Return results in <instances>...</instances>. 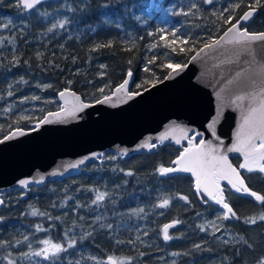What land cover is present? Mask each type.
Returning a JSON list of instances; mask_svg holds the SVG:
<instances>
[{"label": "trees", "instance_id": "1", "mask_svg": "<svg viewBox=\"0 0 264 264\" xmlns=\"http://www.w3.org/2000/svg\"><path fill=\"white\" fill-rule=\"evenodd\" d=\"M230 2L236 0H215L214 5L203 4L202 0H47L37 6L39 12L50 14L43 17L38 12L17 8L15 0H2L0 24L8 20L13 23L8 28H0V37L6 38L0 44V125L4 126L0 129V140L17 128L35 129L44 115L58 111L61 106L58 93L65 88L80 94L85 102L95 103L102 98L98 88L110 84L114 89L128 78L130 69L133 72L131 92L140 93L152 86L144 83L145 80L151 79L153 84H157L156 78L163 81L168 70L159 67L161 63L167 60L185 63L190 56H165L168 50L162 47L148 51V45L159 40L161 33L158 30L164 29L162 34L166 36L173 28L194 37L220 35L223 28L212 13L219 12ZM249 2L245 0V5ZM191 3L200 6L199 12L192 10L195 15L173 14L181 9L188 11ZM245 10L246 6L237 9V17ZM65 17L69 20L65 28L47 32L52 23ZM245 27L250 32H264V8H259L252 22ZM149 32L153 35L149 36ZM13 37L15 40L10 43ZM108 41H113L112 47L92 50L96 44ZM126 48L131 51H125ZM153 55L157 57L156 63L148 67L155 72L156 78L151 72L143 71L146 59ZM101 64L106 68L101 69ZM101 73L104 75L101 76ZM21 77L27 81L26 84L17 83ZM9 85L15 93L13 96L7 95ZM44 85L51 87L45 88ZM108 93L109 89H105V94ZM25 96H39L40 99L21 103ZM21 116L28 119H20ZM156 144V149L128 158L108 152L64 181L49 182L43 186L30 185L24 191L14 189L2 194L0 240L11 241L14 245L16 240L23 241L24 236L31 239L35 226L41 224L44 229H50L48 237L60 242L63 241L61 232L67 229L84 232L81 236L91 232L92 235L84 241L89 249L98 251L101 248L103 258L107 255L131 257L132 264H171V258L177 259L176 264H187L189 259L192 264H237L241 258L243 264H249L240 250L237 253L235 247L219 244L209 232L200 231L198 225L214 220L220 208L212 201L203 203L196 193L195 180L191 175L174 173L162 177L156 173L159 165H170L181 146L172 142ZM109 156L116 158L108 159ZM231 159L237 167L241 163L238 156ZM128 171H132L133 175H126ZM241 173L252 190L264 195V175L244 170ZM90 189L109 195L99 204H92L95 192ZM178 195L188 196L190 204L179 200ZM228 195L241 218L234 220L244 233L247 224L243 218L258 214L262 206L248 196L234 192ZM169 196L173 199L168 209L154 207L160 199ZM33 208L48 215L32 216ZM140 208L144 212L133 214V210ZM49 216L60 219H49ZM97 216L101 217L99 221ZM177 219L182 223L171 231H174L173 234L180 232V237L163 241L161 227ZM101 224H111L112 228H101ZM130 240L135 244L127 243ZM117 241L124 243L118 244ZM24 243L0 248V257L7 252L18 254L17 250L23 248ZM196 244H200L201 248H195ZM261 252L257 250L258 255ZM140 253L145 255L141 257ZM172 253L179 255L173 256ZM66 257L68 259L62 257L57 264H69V258L74 262V256ZM213 257H219V260H213ZM42 263L49 264L47 261ZM0 264L7 262L0 259ZM81 264L89 263L83 261Z\"/></svg>", "mask_w": 264, "mask_h": 264}, {"label": "snow or ice", "instance_id": "2", "mask_svg": "<svg viewBox=\"0 0 264 264\" xmlns=\"http://www.w3.org/2000/svg\"><path fill=\"white\" fill-rule=\"evenodd\" d=\"M2 2V0H0ZM45 3V0H15V6L19 9H23L28 12H38L40 16L47 17L50 14L47 12H39L40 6ZM203 4L214 5L215 0H202ZM242 6H246L247 10L243 12L242 15L237 17L236 10L240 9ZM127 7V5H125ZM259 8H264V0H250L249 3L245 5V0H236V2L228 3L219 12L214 11L213 16L216 20L220 22V27L223 28L222 34L216 35L211 34L206 38L194 37L188 34H181L179 28H173L168 32L167 36L163 35L164 29H159L158 32L159 40L148 45V51L162 47L167 49L168 54H174L175 56L184 55L190 58L185 63L174 62L173 60H167L161 63L159 67L167 69V75L164 79H172L174 76L179 75L183 72L188 64L203 59L209 56L227 55L231 52L232 56L230 58L220 61V65L217 67L228 64L235 65L233 73L230 78L221 77L224 80L225 87L221 88L220 92H217V98H221V92L228 89L231 96L230 104L239 110V122L236 127L234 134V141L230 147L226 149L223 146V141H219V137L215 135V124L217 120L214 119L211 124L208 125V129L211 134L219 141L218 144H214L212 140H205L203 133L197 132L194 129H189L181 125L172 124L169 125L164 132H162L155 139L163 144L165 141L174 140L176 145H181V150L174 160L171 161L170 165L165 166L164 164L159 165L156 168V173L162 177L171 176L174 173H190L195 177V190L197 195L201 196L203 203L207 204L209 201L214 202L215 205L219 206L221 211L216 213L215 219L208 221V224L213 228L212 235H215L216 231L220 230L221 225L217 222L230 221L232 219H241L237 212L234 210L230 203L229 193L240 194L248 196L254 199L262 206V210L253 216L243 218V222L249 225H255L258 222L264 223V195L257 191L252 190L246 183V178L241 175V170L247 173H254L264 175V32H250L244 25L250 21L256 14ZM196 9L197 12L200 11V6L197 3H191L188 5V11L181 9L180 12H174V15L188 16L189 14L195 15L192 12ZM70 11L74 9L69 8ZM228 13V15H225ZM13 21L8 20L7 23L0 24V28H8L12 25ZM69 23L67 17L64 19H57L51 24V27L47 28V32L51 33L57 28L63 29ZM216 23V21H213ZM149 36L153 33L149 32ZM170 37V38H169ZM5 37H0V44L3 43ZM15 37H13L9 42L13 43ZM113 45V41H108L104 44H96L93 51H98L101 48H110ZM63 47V46H61ZM135 47V45H133ZM125 51H131L130 48L124 49ZM40 55V54H38ZM157 57L153 55L146 59V66L143 68L145 73L151 72L148 65H154L156 63ZM75 62V60L73 61ZM19 63V61H16ZM27 63V61H25ZM129 63H132L129 61ZM101 69L106 68V65L101 64ZM104 73H101L103 76ZM152 77L156 78L155 72H151ZM127 77L122 83L118 84L114 89L111 88L110 84H105L103 87L97 89L101 93L102 98L95 101L96 104L105 103H126L128 100L140 95L139 92L129 91V84L131 78L133 77V72L130 69L127 72ZM27 83L23 77L17 83ZM163 81L156 78V83H162ZM69 83H71L69 81ZM144 83L153 84V80H145ZM8 96H13L15 93L11 90L12 85H9ZM45 88L51 87V85H44ZM137 87H142V85H137ZM105 89H109V93L105 94ZM59 99L63 101V105L60 106L58 111L48 112L46 115L40 119L36 128H39L41 124H48L53 121H66L69 118H76L77 114L82 112L84 109L91 107L90 103H86L80 95L76 92L71 91L69 88L58 93ZM39 100V96L23 97L21 103L25 101ZM51 101H49L50 103ZM7 111V109L5 110ZM219 115V113H218ZM20 119H28L26 116H21ZM3 125H0V129H3ZM189 132L192 135H189ZM24 131L17 128L8 135H4L0 143H4L7 140H11L16 136L24 135ZM146 140L139 145V148H146L149 150L156 149L157 144ZM182 141L187 142V146L182 144ZM138 150V149H137ZM227 153H237L243 158V162L239 163L238 167L234 166L229 160ZM126 154V153H125ZM103 154L100 156L85 157L84 159H79L75 163L68 164L67 168H77L80 165L85 164L86 160L102 158ZM114 156H109L108 159H115ZM123 171V169H121ZM126 175H133L132 171L125 173ZM52 175H57L53 172ZM44 177L40 176V181H43ZM40 181H37L39 183ZM226 182V183H222ZM32 181L28 179H22L19 184L22 187H27ZM90 191L95 192V199L92 200V204H99L104 201L105 197L109 194L107 192H100L96 189H90ZM206 197L207 199H203ZM179 200L185 202V204H190L189 198L186 195H178ZM172 197H165L158 201L155 208L168 209L171 205ZM0 204H4V199L0 198ZM144 212L143 208L133 210V214L139 215ZM32 216H47L45 212H40L39 210L33 208L31 213ZM163 215V213H160ZM199 215V214H198ZM0 219H3L0 217ZM49 219H60V217ZM83 219V217H81ZM101 217L97 216L96 220L99 221ZM182 223L180 220H173L170 223H165L160 229L163 241L168 242L174 239L172 235L169 234V229L174 228L177 224ZM75 226V223H74ZM36 232H49L50 229H44L41 225L37 224ZM101 228H112L111 224L100 225ZM200 231L205 232L207 228L205 225H198ZM72 229H67L64 232L63 242L55 241L49 237L45 239H38L35 243L41 245V247L34 249L33 242L29 241L28 236H24V240H16L15 244L11 241L0 240V248H9L13 246H18L21 243L27 242V247L29 251L19 252L18 255L13 258L11 252H7L6 255L0 257L7 264H20L24 260L32 261L33 257H39L43 261L49 262V264H57L58 261L62 259L61 254L68 253L69 249L77 248V238L75 236H70L69 232ZM147 235V232L144 233ZM92 235L91 232L85 233L79 237V241L82 243L85 239ZM140 239L139 236L136 238ZM223 243L227 244L229 241L224 240ZM118 244L124 243L123 241H117ZM129 244H135V241H127ZM236 243H243L248 249L255 251V246L250 244L243 235H240L236 240ZM195 248H201L200 244L194 245ZM239 253V249H237ZM145 253H140L143 257ZM173 256L179 255V253H172ZM81 259H87L94 262V264H123L121 259L115 255H108L106 260L98 259L95 255H90L88 257H81ZM129 260L133 259L131 257ZM34 264H40V261H35ZM69 264H81V260H76L74 262L69 261ZM173 264L175 262L173 261ZM237 264H243L242 258ZM254 264H264V251L260 255L256 256L254 259Z\"/></svg>", "mask_w": 264, "mask_h": 264}, {"label": "water", "instance_id": "3", "mask_svg": "<svg viewBox=\"0 0 264 264\" xmlns=\"http://www.w3.org/2000/svg\"><path fill=\"white\" fill-rule=\"evenodd\" d=\"M231 56L229 52L194 61L179 75L150 86L126 103H90L92 106L78 113L76 118L41 124L32 130L22 129L24 135L0 143V193L13 185L21 187L19 181L22 179L39 186L61 181L97 160H86L75 169L66 167L85 157L114 152L128 158L142 151H151L139 148V145L149 138L151 143H158L155 138L172 124L197 132L201 130L206 140L218 144L208 125L226 111L239 115V110L230 104L228 89L221 92V98L216 95L225 87L221 77L230 78L236 67L217 65ZM59 102L62 106L63 101L59 99ZM236 127L230 142L223 143L224 148L233 143ZM165 142L175 143L171 139ZM185 143L182 141L183 145ZM227 155L231 161L238 154ZM53 172L57 175H52ZM40 176L44 177L43 181H40Z\"/></svg>", "mask_w": 264, "mask_h": 264}, {"label": "rangeland", "instance_id": "4", "mask_svg": "<svg viewBox=\"0 0 264 264\" xmlns=\"http://www.w3.org/2000/svg\"><path fill=\"white\" fill-rule=\"evenodd\" d=\"M45 1H47V0H45ZM252 19L250 21H248L247 24H245L244 26H247L248 24H250L252 22ZM184 146H187V142L184 144ZM235 156H238L240 158L241 163L243 162V158L239 154L235 155ZM193 179L195 180V177H193ZM222 183H226V182H222ZM15 188H17V187H14V186L8 187L4 192L0 193V196L6 192L14 190ZM19 188L26 189L25 187H22V186ZM1 207H2V204H0V208ZM220 211H221V209H220ZM208 221H211V220H208ZM208 221H205L204 225L207 228V232H209L211 234L213 232V228L208 224ZM217 223L220 224L221 227H220L219 231L215 232V235L211 234L214 237V240L219 244L229 245L230 247H235V251H237V249H239L242 252V254L245 256L247 262L249 264H254V259L256 256H258L257 250L264 251V223L258 222L255 225L247 224V226L243 229L244 233L241 232L242 229L240 228V226L238 228V226H237L238 224L235 222L234 219H232L230 221H223V222L218 221ZM39 225H41V224H39ZM173 232L174 231H169V234L172 235L174 237V239H177L180 237V235H179L180 232H176L174 234H173ZM83 233L84 232L80 233V231H76V230L75 231L72 230L71 232H69L70 236H75L77 238V241H78L77 248L76 249H69L68 253L61 254V256L64 258H68L66 256H74V261H76V260H81V262L87 261L89 264H94V262L91 260H87V259L82 260L81 257L82 256L88 257L90 255H95V256H97L98 259L106 260L108 255L106 256V258H103L102 253H101L102 252L101 248L98 251L91 250L88 248L89 246L86 243H84V241H86L87 239H85L82 243L79 241V237ZM61 234H62V237H64V231H62ZM240 235H243L245 237V239H247L250 244H253L255 246V251L248 249L247 246L244 245L243 243H236V240L239 238ZM45 238H49L47 232H36V229H35L33 231V236H31V239H29V241L33 242V248L36 249V248L41 247V245H39L38 243H35V241L38 239H45ZM224 240L229 241V243H227V244L223 243L222 241H224ZM61 242H63V241H61ZM23 246H24L23 248H19V250H17V251H19V252L20 251H29V249L27 247V242H25ZM11 253L13 255V258H15L18 255L14 251ZM187 256H189V255L187 254ZM117 257H119V256H117ZM77 258H79V259H77ZM119 258L121 259L123 264H132L133 263V261L129 260L128 258H125V257H119ZM212 259L213 260H217V259L219 260V257H213ZM71 260L72 259L69 258V261H71ZM35 261H40V264H43L42 263L43 260H41V258H39V257H33L32 261L24 260V261L20 262V264H34ZM173 261L176 264L177 259L171 258L170 263L173 264ZM186 261H187V264L193 263L192 260H190V259L186 260Z\"/></svg>", "mask_w": 264, "mask_h": 264}, {"label": "bare ground", "instance_id": "5", "mask_svg": "<svg viewBox=\"0 0 264 264\" xmlns=\"http://www.w3.org/2000/svg\"><path fill=\"white\" fill-rule=\"evenodd\" d=\"M216 120H217V123L215 124L216 137H219V141H223V143H225V144L226 143H229L230 140H231V138H232V131L234 130V128L237 126V124L239 122V115H238V113L233 112V111H226V112L220 114L216 118ZM198 132H201L202 133L201 130H199ZM190 134L191 133L189 132V135ZM202 138H204L205 140L207 139L206 138V135H203ZM73 173H71L65 179L71 177ZM65 179H63L61 181H64ZM61 181H51V182H61ZM30 185L39 186V185H37L35 183H31ZM13 186H19V185H13ZM19 187L15 188V189H20V190H23L24 191V190H27V188H28L27 187L26 189H22V188H19Z\"/></svg>", "mask_w": 264, "mask_h": 264}, {"label": "flooded vegetation", "instance_id": "6", "mask_svg": "<svg viewBox=\"0 0 264 264\" xmlns=\"http://www.w3.org/2000/svg\"><path fill=\"white\" fill-rule=\"evenodd\" d=\"M68 259V258H67ZM67 259H65V261L67 260ZM72 259V258H71Z\"/></svg>", "mask_w": 264, "mask_h": 264}]
</instances>
